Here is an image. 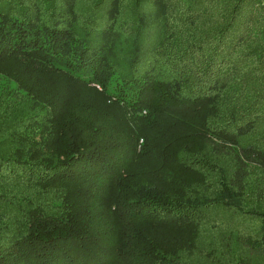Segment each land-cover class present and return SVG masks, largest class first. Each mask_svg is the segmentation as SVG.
Listing matches in <instances>:
<instances>
[{
    "label": "trees",
    "instance_id": "trees-1",
    "mask_svg": "<svg viewBox=\"0 0 264 264\" xmlns=\"http://www.w3.org/2000/svg\"><path fill=\"white\" fill-rule=\"evenodd\" d=\"M0 78V264H264V0H0Z\"/></svg>",
    "mask_w": 264,
    "mask_h": 264
},
{
    "label": "rangeland",
    "instance_id": "rangeland-1",
    "mask_svg": "<svg viewBox=\"0 0 264 264\" xmlns=\"http://www.w3.org/2000/svg\"><path fill=\"white\" fill-rule=\"evenodd\" d=\"M8 86L7 82L3 79L0 78V92L5 90L6 87ZM242 222V218H240L239 220H237V223L240 224Z\"/></svg>",
    "mask_w": 264,
    "mask_h": 264
}]
</instances>
